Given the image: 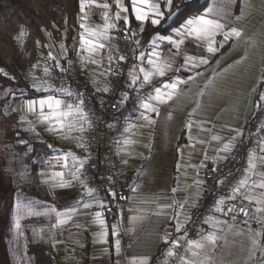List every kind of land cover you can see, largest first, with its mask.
I'll return each instance as SVG.
<instances>
[{
	"label": "crops",
	"instance_id": "obj_1",
	"mask_svg": "<svg viewBox=\"0 0 264 264\" xmlns=\"http://www.w3.org/2000/svg\"><path fill=\"white\" fill-rule=\"evenodd\" d=\"M98 2L102 3L105 0H98ZM179 2L180 0L175 1L171 10ZM108 3L112 5L110 13L114 16L116 12L114 0L108 1ZM161 3H163V0H161ZM165 11L167 12V9ZM102 13L103 9L95 6L86 9V13H81L80 11L79 24L85 23L87 27L95 29L98 25L103 24ZM85 15L86 19L82 20L81 17ZM128 15L130 17L129 25L125 26L122 20L117 22V28L110 32L112 38L104 41L106 47L101 53L96 54L95 58L101 61L99 67L81 60V56H86L87 54L80 50L79 42L76 55L67 58L63 64L60 63L58 58L56 60L48 58L44 60L42 69L30 71L28 74L31 88L39 95L23 100L22 109L25 117H22V119L28 123L33 139L45 143L50 150L49 155L46 157L40 156L35 160L34 173L28 168V186L35 185L40 188L42 193L48 197V200H28L40 205V210L43 212L40 215L41 226L36 230L40 233L44 231L48 238L51 239L52 242L48 248L53 257L55 256L56 264H129L132 257H147L148 264H152L154 256L160 250L163 249L165 255L170 245L164 244L162 237H164L166 229L174 232L175 221L168 218L172 214L171 209L167 210V216L156 215L155 213L159 211L158 204L171 202L173 198L183 201L185 197H189V207L184 212V216L191 217L194 208L192 205H196L203 186L202 184L197 188L194 182L197 180L203 181L204 172L216 168L222 162L218 158L216 150L222 147L223 143L229 142L233 136H236V131L234 130H241L254 109L256 95L264 92V88L259 90V87H256L257 77H253L254 81L250 88L251 91H249V100L244 116L238 121L230 117L231 113L226 110V107L228 106L229 108L233 105L232 103L228 104V100L232 99L228 95H232L234 88L226 87V81L232 75L228 71H233L237 68L235 56H230L229 53L234 49L238 38H232L224 47L220 48L222 52H218L213 58H210L207 65H201L191 71H169L164 77L155 76L148 83L143 82L141 75L140 82L132 86L138 94L136 106L130 110L123 132L113 135L110 142L114 152L112 159L113 174L126 189L128 202L119 213L118 235H111L113 224L109 218L104 217L105 227L103 230L108 235L105 238V242H98L97 234L102 229L98 224L94 223V216L99 211V207L93 204L91 208L83 209L77 205V201L91 202L86 195L85 186H89L83 175H81V180L84 181V184H81L80 181H72L69 187H52L53 184L59 183V179L53 177L55 172H63L65 180H71L70 173L73 171L72 156H68L67 167L64 166L65 162L61 159L62 157L71 153L80 159L87 158L84 138L88 124L84 125V132L58 133L48 131L46 130L48 125L40 122L39 107L37 106L35 112H29L25 106V101L39 100L47 95H59L52 91L38 92L33 87V85L41 87L51 86L50 73L45 74L44 69H50L51 65L56 63L57 60L60 67H63L77 80L91 85L96 90H103L111 78V71H108L110 62L117 58L114 40L120 29L131 28L130 30L139 35L140 45L137 46L136 54V57H138L140 52L147 53L150 50L151 38L157 33L170 35L173 28L180 26L179 24L170 30L164 31L162 28L163 21L157 26H153L150 20L141 25L130 12ZM225 24L231 27L228 23ZM147 26L149 28H146ZM141 28H143V31H141ZM82 31L80 28V33ZM217 39L220 40L222 37ZM192 46L198 49L196 53L193 52ZM170 47L166 42L161 45L159 51H162L164 58L171 56L175 52V49L169 51ZM185 54L190 56L208 55L206 52H202L200 48H197L195 42L186 41V44L182 46L180 55L175 59L174 68L180 67ZM109 56L112 57L111 61L108 60ZM238 57L240 58L241 55ZM134 64L143 66L146 70H151V66L147 63V58L144 61L135 58ZM262 65L264 67V60L261 61L260 66ZM230 66L233 69L226 70ZM197 72L201 73V75L197 76ZM137 74L139 75L138 72ZM189 76H193L195 79L189 81L186 85H180L181 91L172 101L167 104H155L154 101H150L158 108V113H149L155 123L147 124V122L137 119L140 113L144 111L141 107L143 100L150 95H154L155 87L161 86L170 79L180 78L187 80ZM61 98L65 99V97ZM170 114L171 118H169ZM181 117L184 118V121ZM189 121L193 124L191 130L186 127ZM161 122L180 124L174 142V149L164 156L161 152H156L159 151L160 146L161 132H159V126ZM130 124L134 126L130 127ZM126 128L128 131H125ZM216 135L221 137L220 141L212 139ZM162 136L164 135L162 134ZM125 139L133 141V143L125 145ZM200 141H203V143H200ZM78 144H83L84 147H78ZM205 153H207V157ZM228 154L219 153L220 156H227ZM178 164L180 165L179 170L177 168ZM158 174L160 180L163 177L164 182L160 183L153 192H151L152 189L147 191L142 183L147 176L153 177ZM178 184L180 190L174 197L172 189L176 188ZM133 188L136 191H132L131 189ZM260 191V189H256L257 194ZM198 192L199 197L197 198ZM134 200L137 203H133ZM141 200L145 201V203H138ZM237 200L244 203L252 214L255 213L253 211L255 208L254 203L250 205L242 197L237 198ZM52 206H55V209L60 212L66 211L69 207H79V214L73 216V219L67 224L53 229L51 225L56 222L55 213L44 214ZM130 209L140 211H130ZM137 214H142L144 219L135 224L131 223L130 218ZM210 214L212 212L208 215ZM215 215L219 216L220 214ZM200 229L211 231L208 225L204 223ZM196 238L198 237L196 236ZM116 240H119L121 244L119 255H117L115 249ZM87 244H89V250L84 256ZM162 257L154 264L160 263Z\"/></svg>",
	"mask_w": 264,
	"mask_h": 264
},
{
	"label": "snow or ice",
	"instance_id": "obj_2",
	"mask_svg": "<svg viewBox=\"0 0 264 264\" xmlns=\"http://www.w3.org/2000/svg\"><path fill=\"white\" fill-rule=\"evenodd\" d=\"M207 2V0H206ZM229 5H234L236 0H226ZM219 5V6H218ZM95 6L96 8L103 9L102 20L103 24L98 25L97 28L91 29L87 27L85 23H80V28L83 30L79 36L80 50L86 53V56H81L82 61L89 62L91 64L100 66L101 61H98L95 56L97 53H101L102 50L106 47L104 41L110 40V32L117 28V22L123 21L125 26L129 25L130 17L128 13L130 12L134 19L138 21L141 25L149 21L153 26L160 25L165 19H172L176 15L175 12H171L173 6V0H114V6L116 12L114 16L110 13L112 5L105 0V2H98V0H80V11L81 13H86V9ZM167 9V12L165 11ZM225 8L223 6L222 0H213L212 3L208 4L207 7L203 9L199 14L188 17L184 20L179 27L173 28L170 35H164L157 33L151 38L150 41V50L145 52H140L139 56L136 57L137 60L144 61L147 58V63L151 66V70H146L143 66H138L133 64L131 69L128 72L130 78L129 87L136 85L140 82V77L142 75L143 82L148 83L153 77L160 76L164 77L169 71L179 72L181 70L191 71L193 69L199 68L201 65H207L210 58H213L216 53L219 52L220 48L229 42L232 38H239L242 35L241 30L235 27H229L223 21V14ZM230 14V13H229ZM244 14L243 7L241 8V15ZM81 19H86V15L82 16ZM239 19V17H237ZM130 31V29H127ZM143 31V28H141ZM23 34V33H21ZM134 36V33H133ZM218 37L222 39L218 40ZM129 39V37H125ZM186 41L195 42L197 48H200L202 52H206L208 55L205 56L201 54L200 56H190L185 54L183 56V63L179 68H174V63L176 57H178L182 51V46L186 44ZM170 45L169 51L175 49V52L164 58L162 51H159L161 45L164 43ZM39 43V42H38ZM136 45H140V41H135ZM61 48H64V45L61 44ZM48 58L56 60V57L52 55L51 52L48 53ZM108 60L111 61L112 57L109 56ZM120 61L126 60V57L121 55L119 57ZM57 68L60 67L59 61H56ZM37 65H33V68H36ZM45 74H48L49 69H44ZM108 71H112L111 68ZM139 73V75L137 74ZM197 76L201 73L197 72ZM195 77L189 76L187 80L180 78L170 79L169 81L164 82L161 86L154 88V95H150L143 100L141 107L144 109L140 113V116L137 118L139 120L147 122V124H153L155 121L151 119L149 113H158V108L151 103L154 101L155 104H167L169 101H172L181 91L180 85H186L189 81L194 80ZM47 83V82H45ZM36 91L58 93L59 95H47L39 100H27L25 101V106L29 112H35L37 106L39 107L40 113V122L48 125V131L52 132H73L80 131L84 132V125L88 124L91 126V122L88 118V113L85 111L84 100L82 94L73 93L70 89H64L63 87L59 89H53L51 86L41 87L38 85H33ZM99 91V89H97ZM103 91L108 92L109 88L105 87ZM202 94V93H201ZM61 97H68L69 99L74 98L75 102H66L65 99ZM128 99V93L124 92L122 98L119 101L120 104H123ZM259 101L264 102V92L259 94ZM264 106L260 103L257 104V107ZM47 109V111H45ZM191 115V114H189ZM171 118V114L170 117ZM79 125V127H77ZM134 125L130 124V127ZM186 127L191 130L193 124L189 121L186 124ZM261 129H264V124L260 125ZM203 130V129H202ZM125 131H128L126 128ZM236 131V136H233L231 140L227 143H223L222 147L218 148L216 151L218 153V158L221 160H226L227 156H220L219 153H229L234 148V141L238 136H241L242 133L239 130ZM68 138V137H65ZM213 140L220 141L221 137L219 135L213 136ZM133 143L128 139L124 140V144L128 145ZM203 143V141H200ZM78 147L83 148V144H78ZM179 151V149H178ZM68 156H72V167L73 171L70 173L71 180H65V174L63 172L53 173L54 178L59 179L58 184H53L52 187L56 188H65L69 187L72 181H80L81 184H84V181L81 180L82 170L84 169L87 158L80 159L71 153H68L66 156L61 159L64 160V166L67 167ZM207 157V153H205ZM126 163V161H125ZM179 170L180 165H177ZM217 169H213L216 171ZM47 182V181H45ZM219 184L225 183V181L218 180ZM196 187L199 188L204 182L197 180L194 182ZM190 187V186H189ZM86 195L89 197L91 202L77 201V205L81 206L83 209H89L95 204L100 208H104L106 205L103 200H101L95 189L85 186ZM256 189L261 191L257 194ZM136 191L135 188L131 189ZM179 184L176 188L172 189V193L175 194L179 191ZM110 196L116 197L115 192H110ZM199 197V192L197 193V198ZM242 197L244 201H247L250 205L255 204L254 212L255 216L251 215L250 209L244 206L237 208L235 201L237 198ZM123 199V197H121ZM189 197H185L183 201L173 198L171 202L160 203L158 204L159 211L155 213L156 215L167 216L169 209L172 210V214L168 217L169 219L175 221L174 232H171L166 229L164 237H162L163 243L170 245L166 252V257L177 258V264H204V261L197 259L200 252L207 245H215L218 239V232L223 231V226L228 225L227 220L222 219L221 217H227L231 215L233 221L236 220L237 215L242 214L246 218H251L256 221L261 229H264V139H259L256 143V146L248 152L247 155V166L243 170L242 177L235 182L231 187L230 192L221 196L215 200V203L211 209L212 214L205 217L203 223L208 225V228L211 231H205L203 229H197L196 239H189V232L186 228V225L191 222L190 216H184V212L188 210L189 207ZM231 202V203H230ZM137 203V201H133ZM138 203H145V201H138ZM195 207V205H192ZM130 211H137V209H130ZM55 213L56 222L51 225V228L55 229L61 225L67 224L73 219V216L79 214V207H69L66 211L60 212L55 208L48 210L46 214ZM215 214H220L219 216ZM23 215L33 216L41 215V213L36 212L31 206L25 205L20 201L16 203V217L14 227L18 232V235H23L24 233L20 231L21 224L20 220ZM183 217V219H181ZM144 219L142 214L134 215L130 218V222L135 224ZM94 223L98 224L101 227V231L98 235V242H105V238L108 235L104 231L105 220L103 214L99 211L95 213ZM245 224L248 223V220L245 219ZM119 224L112 225L111 235H118ZM182 233V235H180ZM175 236V238H173ZM256 236L264 237V231L256 232ZM183 248L184 254H181L178 250ZM115 249L117 255L120 254L121 244L119 240L115 241ZM259 249L260 254L264 257V243H261L260 240L252 239V250L251 255L255 256V251ZM208 258L205 257V260ZM129 264H148L147 257H132L129 261Z\"/></svg>",
	"mask_w": 264,
	"mask_h": 264
},
{
	"label": "trees",
	"instance_id": "obj_3",
	"mask_svg": "<svg viewBox=\"0 0 264 264\" xmlns=\"http://www.w3.org/2000/svg\"><path fill=\"white\" fill-rule=\"evenodd\" d=\"M208 3L209 0H180L171 10L176 15L162 22L163 30H170L188 17L202 12ZM79 16L80 0H0V264H11L8 234L13 197L18 183L3 167L5 158L7 154L20 156L27 169L34 173L35 160L50 153L45 143L33 139L28 123L18 113L6 110L5 107L7 104L12 105L10 101L13 103L15 100L39 95L31 88L28 74L42 69L49 52L60 59L61 64L76 55L80 33ZM120 31L134 32L127 29ZM61 44L64 45L63 49ZM192 48L194 53L198 51L194 46ZM33 65L37 67L33 68ZM55 65L56 63L51 65L49 73L63 68ZM258 87L260 90L264 88V80ZM130 89L134 90L132 87ZM258 103L260 101L257 94L253 111L258 108ZM23 196L34 201L48 200L35 185L26 186ZM48 247L44 241H29L26 254L30 262L56 264ZM88 250L89 244L86 245L84 256ZM162 256L163 249L154 256L152 264Z\"/></svg>",
	"mask_w": 264,
	"mask_h": 264
},
{
	"label": "built area",
	"instance_id": "obj_4",
	"mask_svg": "<svg viewBox=\"0 0 264 264\" xmlns=\"http://www.w3.org/2000/svg\"><path fill=\"white\" fill-rule=\"evenodd\" d=\"M134 33V36H133ZM129 39H125V37ZM139 35L135 32H121L115 35V51L117 58L110 62L111 78L106 87L108 92L96 90L89 84L77 80L73 75L63 68L50 72V83L53 89H70L73 93L82 94L85 111L91 126L85 132L84 144L87 149V163L82 170V175L90 188L96 190L99 198L104 201L105 207L99 212L103 217L109 218L113 225L119 224V213L128 202V193L120 180L114 176L112 159L114 152L111 148L113 135L121 134L128 121L129 112L135 108L138 94L130 89L128 72L135 62ZM123 55L126 60L120 61ZM124 92L128 93V99L120 104ZM259 94V93H258ZM68 102H75V99L65 97ZM264 106L257 108L250 116L245 125L241 128V136L234 143V148L227 155L226 160L215 168L216 171L206 170L203 174V186L201 195L192 210L191 222L186 225L189 232V239L197 236V229L203 225V220L211 212L215 200L230 192L231 187L243 175L247 166L248 152L256 146L259 139L264 138ZM225 181L219 184L217 181ZM115 192L116 197L109 195ZM123 197V199H121ZM237 208L245 206L240 201L234 202ZM231 218V215L228 216ZM242 214L236 219H244ZM181 254L184 249L178 250ZM158 264H177V258H167L164 255Z\"/></svg>",
	"mask_w": 264,
	"mask_h": 264
},
{
	"label": "rangeland",
	"instance_id": "obj_5",
	"mask_svg": "<svg viewBox=\"0 0 264 264\" xmlns=\"http://www.w3.org/2000/svg\"><path fill=\"white\" fill-rule=\"evenodd\" d=\"M175 1L177 0H173V4ZM212 2L213 0H209L208 4ZM222 2L225 8L223 22L228 23L231 27H235L242 32L238 41L236 43L234 42V49L229 53L230 56H235L237 68H235L236 70L234 69L235 71L233 70L234 72L228 71L232 75L227 78L228 80L226 81V87L234 88L232 95H228V97L232 98L228 100V104L232 103L233 105L229 108L227 106L226 110L230 111V117L238 121L246 112L249 91H251L250 88L254 81L253 77H257L256 87L264 80V67L263 65L260 66L261 61L264 60V0H236L234 5H229L226 0H222ZM242 7L244 9L243 15H241ZM237 17H239V19H237ZM239 55H241L240 58L238 57ZM232 69V66H230L226 70ZM0 96H2V93H0ZM10 102L12 105L9 106L7 104L5 109L15 111L19 114L20 118L25 117L22 109L23 100H15L13 103L12 101ZM260 104L264 105V102H260ZM181 118L184 121V118ZM179 126L180 124L178 123H160L159 132H161V139L159 151H156L157 153L161 152L164 156L173 151ZM162 134L164 136H162ZM3 167L18 182L13 197L10 230L8 234L11 264H32L26 254L27 243L34 240L44 241L47 242L49 246L52 241L44 231L40 233L36 230L41 226L40 215H23L20 220V231L24 234L22 236L18 235L14 227L17 201L31 206L36 212H43H41L39 204L29 201L28 198L23 196V191L25 187L28 186V169L23 164L22 158L13 154H7ZM161 178L160 180L159 174L153 177L147 176L142 183L143 187H145L147 191L152 189L151 192H153L160 183L164 182L163 177ZM52 208H55V206H52ZM251 215L255 216L256 214L251 213ZM222 219L227 220L231 227L224 225L223 231L217 234L218 239L216 244L214 246L207 245L200 252L197 259L204 261V264H264V257L261 256L259 249L255 251V256L251 255L252 239H257L260 240L261 243H264V237L256 236V232L264 231V229H261L256 221L251 218L245 217L244 219H236L235 221L229 217H224ZM245 219L248 220L247 224L244 223ZM28 220L31 221L28 222ZM205 257L208 259L205 260Z\"/></svg>",
	"mask_w": 264,
	"mask_h": 264
}]
</instances>
